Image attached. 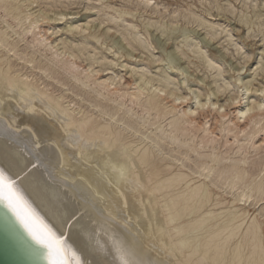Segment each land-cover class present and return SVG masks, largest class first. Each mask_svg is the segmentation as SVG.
Segmentation results:
<instances>
[{"label":"bare ground","instance_id":"6f19581e","mask_svg":"<svg viewBox=\"0 0 264 264\" xmlns=\"http://www.w3.org/2000/svg\"><path fill=\"white\" fill-rule=\"evenodd\" d=\"M61 2L0 0V167L13 178L21 177L18 187L25 198L57 235L66 238L83 264H118L114 242L130 252L137 264H264V99L259 98L264 84L247 96L249 79L237 77L243 89L233 85L229 90V82L222 79L217 83L221 63L206 55L204 48L193 42L194 36L186 35L183 46L197 57L198 66L219 75L217 82L212 81L216 84L212 92L194 93L188 89L194 93L192 106L188 105L187 94L179 91L170 75L162 72L147 76L144 66L139 75L136 73L138 77L134 76L133 86L122 90L124 78L116 71L117 75L94 77V71L89 69L100 58L94 59L92 50L87 58L84 56L89 60L87 67L82 64L79 70L81 64L75 67L71 63L78 55L83 56L89 43L60 39L53 44L50 36L37 30L39 22L47 17L42 11L41 19L37 13L39 17H32L35 11L30 13L28 7L39 3L50 9ZM135 3L128 8L130 11L103 5L114 12L105 16L124 22V16L132 15V10H145L153 4L151 0ZM216 8L221 11L222 7ZM184 10L172 11V19L180 16L185 23L209 26L214 37L213 26L207 25L205 17L191 8ZM240 21L255 24L248 15ZM81 22L72 24L69 30L78 31ZM130 22L131 30L125 25L121 38L130 47L137 43L147 52L151 46L144 38L147 28L141 38L138 27ZM85 25L82 31L87 29ZM149 26L164 34L168 27L159 21H149ZM168 51V61L176 63L178 57ZM177 53L186 54L183 50ZM106 60L100 63L105 65ZM227 90L229 94L222 104L210 99ZM225 106L236 108L232 118ZM123 189L136 192L133 199L127 198Z\"/></svg>","mask_w":264,"mask_h":264},{"label":"rangeland","instance_id":"374dc122","mask_svg":"<svg viewBox=\"0 0 264 264\" xmlns=\"http://www.w3.org/2000/svg\"><path fill=\"white\" fill-rule=\"evenodd\" d=\"M62 1L60 4L57 3L56 6L54 7H49L50 9H48L47 7H44L43 4H37L34 5L35 3H33L32 5H30L28 7L29 9V12L32 13V11L35 13H32V17H39L41 15V13H43L42 15L44 17H47V20L46 19H43L41 20L39 23L40 25L38 26L37 30L40 31V33L42 35H45V37H49L51 39L49 40H54L53 44H56V43H59L60 42V39L61 40H67V41H72L74 42V44H77L79 43L80 41H84L85 44H88L86 45L87 47V50L84 51V54L83 56L82 55H78L79 57V61L78 60V57H76V61H75V58H73L71 61V63H75L74 66L78 67L80 64V66L78 67L79 70H81V68H83V65H84V68L87 67L89 64V60L86 61L85 58H87V55L91 53L92 57L96 60H98L99 58V61L93 63V65L90 67L89 70L94 71L93 75L94 77H102V78H106L108 76H112V75H118L121 76L122 78L125 79V81H122V83L124 82V89L122 90H126V89H129V87H132L133 86V78H135L134 76H136V78L138 77L137 76V72H138V75H139V72L143 69L142 67L144 66V71H146V75L147 76H154V74H158V73H162V72H165L166 74L170 75L171 78L174 79V83L176 86H178V88L180 89L179 91L182 92V93H186L187 94V100L185 101V103H188V105L191 104L192 106V102L194 101V96L193 94L194 93H200V91L202 92H205L207 94H209L210 92H212V89L213 87L216 85L215 82H212L214 80H216L217 82V77L220 78L218 80L217 83H220V82H223L226 80V82H229V90L233 88V85H237L239 87V89H243V84L238 82V78H240V80L244 81L245 79L248 80L251 82L249 84V90L247 92V96L248 95H253L255 92V89L257 88H260L263 84H264V0H244V1H240V0H202V2L200 0H198L201 4V6H199V2L197 0H155L156 3H153L154 0H151L153 4L150 3V6L152 9L155 10V13L153 12V10L149 7H146V9L142 10V9H139L138 8V11L137 10H132L131 13L132 15H125L124 16V22L117 18L115 20H108L107 19V16H105V14L107 15V13L109 14H113L112 11L113 10H109L108 8L104 7L105 5L109 4L111 6H113L114 8H118L120 11H130V9L132 7L135 6V2L136 0H101V1H98V0H95L97 2H95L94 0H91V2L89 0H60ZM67 1V2H66ZM69 1V2H68ZM76 1V2H75ZM80 1V2H78ZM84 1V2H83ZM117 1V2H116ZM120 1V2H119ZM154 1V2H155ZM183 1V2H181ZM250 1V2H249ZM65 2V3H63ZM73 4H72V3ZM99 2V3H98ZM130 4H129V3ZM165 3V6H164V3ZM209 2V3H208ZM211 2H212V5H211ZM214 2V4H213ZM224 2V3H222ZM67 3H68V6H67ZM77 3V4H76ZM105 3V4H104ZM162 3V4H161ZM191 3V4H190ZM210 5L209 8H212V9H209L208 8V4ZM227 3V4H226ZM230 3V6L231 8L229 7V4ZM245 3V5H244ZM250 3H252L250 5ZM254 3V4H253ZM256 3V4H255ZM65 4V5H64ZM86 4V5H85ZM101 4V5H100ZM123 8H119V5ZM159 4V5H158ZM206 4L208 6H206ZM224 6H223V5ZM226 4V5H225ZM62 5V6H61ZM94 5V6H93ZM104 5V6H103ZM124 5V6H123ZM156 5H158V7L156 8ZM178 5V7H177ZM227 5H228V8H227ZM39 6V7H38ZM63 7V9L61 7ZM64 6H66V8H64ZM70 6V7H69ZM102 6V7H101ZM160 6H162L160 8ZM168 6V7H167ZM202 6L207 10H205L204 8H202ZM216 6H218L219 8H221V11H218ZM233 6V7H232ZM244 8H243V7ZM251 6V7H249ZM45 9H43V8ZM68 7V8H67ZM89 7L93 8V9H89ZM102 8V9H99V8ZM104 7V8H103ZM125 7V9H124ZM177 7V8H176ZM227 10H225L224 8ZM240 7V8H239ZM253 7V8H252ZM39 8V9H38ZM54 8V9H53ZM56 8V10H55ZM106 8V9H105ZM130 8V9H128ZM172 10H171V9ZM174 8V9H173ZM181 8V9H180ZM183 8V10H182ZM184 8H191L193 11H195L197 14H199L202 18H204L205 20H207V25L208 24H211L213 26L212 30L214 29V37H211V29L209 26H206V27H203L201 28L200 26H198L196 23H194V25L192 23H185L184 22V19L180 18V16H177L176 19H172V11L174 10H178V12H184ZM196 10H195V9ZM238 8V9H237ZM253 10H252V9ZM43 9V10H41ZM48 9V10H47ZM95 9V10H94ZM98 9V10H97ZM158 9V10H157ZM166 9V10H165ZM228 9H230L229 11H232L228 12ZM234 9V11H233ZM37 10V11H36ZM40 10V11H39ZM59 10V11H58ZM97 10V12H96ZM101 10L102 13H101ZM182 10V11H181ZM205 12L203 13L202 12ZM215 10V11H214ZM236 10V11H235ZM247 10V11H246ZM42 11V12H41ZM45 11V12H44ZM47 11V13H46ZM49 11V13H48ZM56 11V12H55ZM134 11V12H133ZM137 11V12H135ZM157 11V12H156ZM161 11V12H160ZM166 11V12H165ZM170 11V12H169ZM240 11V16L238 15ZM41 12V13H39ZM52 12V13H51ZM150 12V14H149ZM169 12V13H168ZM178 12L176 14H178ZM207 12H210V14L208 15ZM243 12H247V13H243ZM256 12V13H255ZM262 12V13H261ZM39 14V16L37 14ZM70 13V14H69ZM98 15H97V14ZM152 13V15H151ZM167 13V14H166ZM231 13H232V17L231 16ZM62 14V15H61ZM101 14V15H100ZM104 14V15H103ZM134 14V16H133ZM136 14V15H135ZM156 14V15H155ZM162 14V15H160ZM165 14V15H164ZM171 14V15H170ZM214 14V15H213ZM242 14V16H241ZM248 15V18L250 19V21L255 22V24H245L244 23L242 24V22L240 21V19H244V17H247ZM259 15L258 17H256L255 15ZM68 17H67V16ZM139 15V17H138ZM159 15V17H158ZM168 15V16H167ZM170 15V17H169ZM206 15V16H205ZM216 15V16H215ZM234 15V16H233ZM59 16H64V18L62 17H59ZM101 16V18H100ZM106 18H105V17ZM212 16V17H211ZM42 16L39 17V19H41ZM56 17V18H55ZM96 17V18H95ZM98 17V18H97ZM134 17V19L132 18ZM144 17V18H143ZM162 17V18H161ZM169 19H168V18ZM90 18V19H89ZM159 18V19H158ZM164 18V19H163ZM235 18V19H234ZM57 19V20H56ZM69 19V20H68ZM87 19V20H86ZM107 19V20H106ZM127 19V21H126ZM148 19V20H145ZM151 19V20H150ZM158 19V20H156ZM171 19L173 20V23L171 21ZM182 21H180V20ZM210 19V20H209ZM253 19V20H252ZM75 20H77V22H75ZM80 20V21H79ZM88 20H89V23H88ZM92 20V21H91ZM97 20V21H96ZM103 20V21H100ZM105 20V21H104ZM129 20V21H128ZM144 20V21H143ZM163 20V21H162ZM169 20V21H168ZM174 20H179L178 22L174 21ZM215 20V21H214ZM238 20V21H237ZM8 21L10 22L11 20L8 19ZM83 21V22H81ZM87 21V22H86ZM92 23H91V22ZM114 21V22H113ZM117 21V22H115ZM122 21V22H120ZM132 23H131V22ZM149 21L152 22V21H159L160 23L164 22L168 25L167 29H165V34L162 33L160 30L156 29L155 26H149ZM169 23H168V22ZM262 21V23L260 22ZM79 24L82 28H77L78 31L76 29H70V27H72L71 25L73 24V26L75 25L74 23ZM104 22V23H102ZM111 22V23H110ZM120 22V23H119ZM129 22L130 24H135L138 28L137 30L139 31V33H141V38L144 37L146 40L148 39V42L151 43V46H149L150 48L146 49V51H144V48H141L140 46L137 45V43H134V47H130V45H127V42H125V40H123L121 38L122 34L125 33L124 29H125V25L127 28L130 29L129 27ZM214 22H216L214 24ZM240 22V23H239ZM253 22V23H254ZM258 22V24H256ZM10 23H13L12 21ZM46 23V24H45ZM54 23V24H53ZM59 23V24H57ZM70 23V24H69ZM83 23L85 25V23L88 24L87 26V29L82 31L81 29L84 28L83 26ZM100 23V24H99ZM123 23V25H121ZM127 23V24H126ZM14 24V23H13ZM86 24V25H87ZM115 24H117L115 26ZM120 24V25H119ZM172 24V25H171ZM184 24V25H183ZM196 24V25H195ZM221 24V25H220ZM259 24H263V26L260 25V28L258 25ZM43 25V26H42ZM67 25V26H66ZM85 25V26H86ZM93 25H95L93 27ZM107 25V26H106ZM65 26V27H64ZM109 26V27H108ZM118 26V27H117ZM148 26V27H147ZM171 26V27H170ZM174 26V27H173ZM197 26V27H196ZM225 26V28H224ZM245 26V27H244ZM254 26V27H253ZM42 27H43V30H42ZM49 27V28H48ZM58 27L60 29H58ZM64 27V28H63ZM105 27V28H103ZM118 29H117V28ZM121 27V28H120ZM123 27V29H122ZM145 27L147 28L148 30V34H144V29ZM151 27V28H150ZM177 27V29L175 28ZM199 27V28H198ZM68 28V29H67ZM93 28V29H92ZM107 28H111L110 30L107 29ZM115 28L117 29L116 32L115 31ZM150 28V29H149ZM47 29V30H46ZM66 29V30H65ZM103 29V30H102ZM156 29V30H155ZM207 29V30H206ZM210 29V30H209ZM260 29V30H259ZM57 30V31H56ZM106 30V32H105ZM120 30V31H119ZM122 30V31H121ZM124 30V31H123ZM131 30V29H130ZM154 30V31H153ZM209 30V31H208ZM219 30V31H218ZM222 30V31H221ZM249 30V31H247ZM259 31V32H256V31ZM43 31V32H42ZM46 31V32H45ZM54 31V32H52ZM141 31V32H140ZM153 31V32H152ZM160 31V32H159ZM175 31V32H173ZM205 31V32H204ZM207 31V32H206ZM230 31V32H229ZM52 32V33H51ZM62 32V33H61ZM118 32V33H117ZM184 32V35L182 34ZM188 32H189V35H188ZM191 32L193 33L191 35ZM229 32V33H228ZM256 34H254V33ZM153 33V34H152ZM163 35H161V34ZM186 33V34H185ZM219 35H218V34ZM222 33V34H221ZM252 33V34H251ZM51 34V35H50ZM120 34V35H119ZM144 34V36H143ZM206 34V35H205ZM221 34V35H220ZM260 34V35H259ZM63 35V36H62ZM69 35V36H68ZM119 35V36H118ZM147 35V36H146ZM194 36L196 40H192L193 42L197 43L202 46L203 48V52L208 55L209 57H212L214 60H216L217 62H220L221 63V73L218 75L217 72L214 70H211V71H208L207 69H204L200 66H198V59L197 57H195V55L189 51V49H187V47L185 48L184 43H182L183 41V38L184 36ZM208 35H210L208 37ZM217 35V36H216ZM228 35V37H227ZM79 36V37H78ZM153 36V37H152ZM180 36V37H179ZM205 36V37H204ZM220 36V37H219ZM251 36V37H250ZM255 36V37H253ZM263 36V37H261ZM61 37V38H59ZM66 37V38H65ZM84 37V39L82 38ZM117 37V38H116ZM119 37V38H118ZM160 37V38H159ZM179 37V38H178ZM202 37V39H205V40H202L200 41V39ZM214 38V39H211V38ZM219 39H218V38ZM81 38V39H80ZM99 38V40H97ZM231 38V40H229ZM59 39V40H58ZM69 39V40H68ZM71 39V40H70ZM87 39V40H86ZM116 39V41L114 40ZM121 40V43H120V40ZM157 39V40H155ZM209 39V40H208ZM211 39V40H210ZM263 39V40H262ZM74 40V41H73ZM114 40V41H113ZM118 40V41H117ZM207 40V41H206ZM98 41V42H97ZM124 41V42H123ZM157 41V42H156ZM190 41V40H189ZM224 41V42H223ZM231 41V42H230ZM97 42V43H96ZM104 42V43H102ZM112 42L114 44H112ZM162 42V43H161ZM181 45H180V43ZM208 42V45L206 44ZM223 42V43H222ZM91 43V44H90ZM93 43V44H92ZM126 43V44H125ZM161 43V44H160ZM263 43V44H262ZM121 45V47L119 45ZM233 44V45H232ZM115 45V46H114ZM118 45V46H117ZM157 45V46H156ZM180 45V46H179ZM89 46V47H88ZM104 46V47H103ZM126 48H125V47ZM128 46V47H127ZM183 46V47H182ZM241 46V47H240ZM91 47V48H90ZM93 47V48H92ZM120 47V49H119ZM139 47V48H138ZM178 48L177 50L175 48ZM236 47V48H235ZM242 50H240V48H242ZM90 48V49H89ZM98 48V49H97ZM109 50L107 52V49ZM112 48V49H111ZM123 48V49H121ZM154 48V49H152ZM173 48V49H172ZM224 48V49H223ZM227 48V49H226ZM238 48V50H237ZM97 49V50H96ZM132 51H130V50ZM170 51H168V50ZM188 51H187V50ZM226 49V52H224ZM236 49V50H235ZM263 49V50H262ZM90 50H92L90 52ZM106 50V51H105ZM119 50V51H117ZM148 50H151L150 52ZM153 50V52H152ZM173 50V54L170 53L171 51ZM180 50H183L186 52L185 55H181V53H177V51L180 52ZM241 51V52H237V51ZM116 51V52H114ZM167 51L169 54L175 56L174 58L176 59L175 62L176 63H170L167 59ZM219 51V52H218ZM229 51V52H228ZM87 52V53H86ZM90 52V53H89ZM97 52V53H96ZM101 52H102V55H101ZM129 52V53H128ZM140 52V53H139ZM86 53V54H85ZM99 53V55H97ZM115 53V54H114ZM224 53V54H223ZM236 54V55H235ZM86 55V56H85ZM95 55H96V58H95ZM102 56L103 58L99 57V56ZM106 55H108L106 57ZM115 55V56H114ZM151 55V57H150ZM221 55V56H220ZM240 55V56H239ZM242 55H243V59H242ZM246 55L247 58H244V56ZM81 56V58H80ZM85 56V58H84ZM105 56V57H104ZM155 58H153V57ZM191 57L190 59H188L189 57ZM224 58H223V57ZM110 57V58H109ZM188 57V58H187ZM84 60H83V59ZM121 58V59H120ZM158 58V59H157ZM82 59V61H81ZM106 60V64L104 65V60ZM110 59V60H109ZM118 59V60H117ZM188 59V60H187ZM100 60H102L103 62L102 63V66H101V63H100ZM112 60V61H111ZM159 60V61H158ZM179 60V61H178ZM185 60V61H184ZM244 61V63L242 61ZM110 64H107L109 63ZM157 61V62H156ZM184 61V63H183ZM191 63H189V62ZM240 61V62H239ZM84 62V63H83ZM113 62V63H112ZM135 62V63H134ZM140 62V63H139ZM155 62V63H154ZM159 62V63H158ZM170 64H169V63ZM259 62V63H258ZM79 63V65H78ZM118 63V64H117ZM120 63H123V64H120ZM128 65H127V64ZM132 65H131V64ZM143 63V64H142ZM227 65H226V64ZM83 64V65H82ZM87 66H86V65ZM135 66H134V65ZM168 64V65H166ZM190 64V65H189ZM258 64V65H257ZM104 65V66H103ZM114 65V66H113ZM121 67H120V66ZM127 65V66H126ZM129 65H131L129 67ZM140 65V66H139ZM146 65V66H145ZM165 65V66H164ZM108 66V67H107ZM183 66V67H182ZM232 66H233V69H232ZM110 67V68H109ZM113 67V68H112ZM123 67V68H122ZM129 69H128V68ZM135 67V68H134ZM141 67V68H140ZM163 69H162V68ZM166 67V69H165ZM172 67V68H171ZM179 67H181L179 69ZM196 67V69H195ZM235 67V68H234ZM241 67H243L241 69ZM260 67V69H258ZM93 68V70H92ZM99 68V69H98ZM105 68V70H104ZM112 68V69H111ZM125 68V69H124ZM140 68V69H139ZM148 68V69H147ZM228 68V69H227ZM257 68V69H256ZM263 68V70L261 69ZM95 69V70H94ZM109 69V70H108ZM128 72H127V70ZM138 69V70H137ZM151 69V70H150ZM176 69L178 71H176ZM198 69V70H197ZM200 69V71H199ZM230 69V70H229ZM134 70V71H132ZM163 70V71H161ZM196 70V71H195ZM241 70V72H240ZM260 70V72H259ZM262 70V71H261ZM98 71V72H97ZM100 71V73H99ZM104 71V72H103ZM115 71L117 72L115 74ZM152 73H150V72ZM170 71V72H169ZM183 71V72H182ZM256 71V75H255V72ZM112 72V74H111ZM193 72V73H192ZM206 75H205V73ZM211 72V73H210ZM216 72V73H215ZM254 72V73H253ZM262 72V73H261ZM121 75H120V74ZM182 73V74H181ZM185 73V75H184ZM214 75H213V74ZM100 74V75H99ZM106 74V76H105ZM173 74V75H171ZM180 77H178L179 75ZM208 74V75H207ZM108 75V76H107ZM104 76V77H103ZM177 76V77H176ZM184 78H183V77ZM197 76V77H196ZM204 76V77H203ZM209 76V77H208ZM216 76V77H215ZM213 77V78H212ZM224 77V78H223ZM238 77V78H237ZM130 78H132L131 80H129ZM135 78V79H136ZM200 78L201 79V83H200V80L198 79ZM252 80H251V79ZM180 79L184 82H180ZM211 79V81H210ZM221 79L223 81H221ZM127 80V81H126ZM177 80V81H176ZM199 80V81H197ZM229 80V81H228ZM245 80V81H246ZM176 81V82H175ZM130 82L128 84V87H127V83ZM237 82V83H236ZM261 82V83H260ZM132 83V84H131ZM183 85H181V84ZM211 83V84H210ZM188 84V85H187ZM130 85V86H129ZM186 87H185V86ZM207 85V87H206ZM255 85V86H253ZM259 85V86H258ZM188 87V88H187ZM254 87V88H253ZM191 88V89H190ZM193 88V89H192ZM202 88V89H201ZM215 88V87H214ZM194 90V93H192L190 90ZM236 89V88H235ZM254 89V91H253ZM196 90V91H195ZM199 90V91H197ZM210 90V92H209ZM229 90H227V92L225 91H221L220 93H216V95H209L210 96V99L215 101L217 100V105H220L222 104V101L224 102L225 100V96H227L229 93ZM252 90V91H251ZM244 91H242L243 93ZM192 93V95H191ZM223 95H222V94ZM228 93V94H227ZM258 93V92H257ZM264 93V92H263ZM260 94L259 95V98L260 99H264V94ZM227 94V95H226ZM224 96V98H223ZM263 96V97H262ZM241 97H245V95H241ZM223 98V99H222ZM127 99V97H126ZM246 101H247V98H245ZM191 100V101H190ZM193 100V101H192ZM244 101V100H242ZM245 101V102H246ZM220 102V104H219ZM244 102V104H245ZM225 109L227 111H229L230 114H232V116L230 115V117L232 118L234 113H235V110L236 108H232V106H225ZM229 109V110H228ZM135 110H137V108H135ZM234 110V111H233ZM138 112H140V110L138 109L137 110ZM127 198H131L133 199L131 196H134L136 194V192H130V190H127V189H123ZM135 193V194H134ZM250 212L252 213L253 212V209L250 210ZM256 212V211H255Z\"/></svg>","mask_w":264,"mask_h":264},{"label":"snow or ice","instance_id":"6c2138e0","mask_svg":"<svg viewBox=\"0 0 264 264\" xmlns=\"http://www.w3.org/2000/svg\"><path fill=\"white\" fill-rule=\"evenodd\" d=\"M38 147V145H37ZM38 165H33L36 167ZM19 175L13 178L0 167V199L6 201L20 224L27 231L35 245L47 250L46 258L50 264H83L78 252L66 242V238L57 235L54 228L32 207L18 187ZM118 264H137L131 253L124 250L119 242H114Z\"/></svg>","mask_w":264,"mask_h":264},{"label":"water","instance_id":"95a60500","mask_svg":"<svg viewBox=\"0 0 264 264\" xmlns=\"http://www.w3.org/2000/svg\"><path fill=\"white\" fill-rule=\"evenodd\" d=\"M47 250L35 245L6 201L0 199V264H50Z\"/></svg>","mask_w":264,"mask_h":264}]
</instances>
